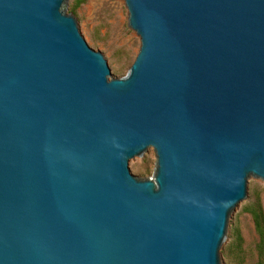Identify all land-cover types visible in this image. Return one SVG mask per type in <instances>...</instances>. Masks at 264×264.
<instances>
[{"label":"water","instance_id":"95a60500","mask_svg":"<svg viewBox=\"0 0 264 264\" xmlns=\"http://www.w3.org/2000/svg\"><path fill=\"white\" fill-rule=\"evenodd\" d=\"M64 1L0 0V264H220L264 181V0H124L111 78Z\"/></svg>","mask_w":264,"mask_h":264},{"label":"rangeland","instance_id":"374dc122","mask_svg":"<svg viewBox=\"0 0 264 264\" xmlns=\"http://www.w3.org/2000/svg\"><path fill=\"white\" fill-rule=\"evenodd\" d=\"M65 0L63 9L71 13L81 35L107 61L111 77L124 76L140 46L139 36L128 25V10L124 0ZM156 166L155 153L147 163H135L138 178L152 177ZM259 202L264 213V181L249 176L246 197L230 212L225 239L219 249L220 264H258L259 236L247 208Z\"/></svg>","mask_w":264,"mask_h":264},{"label":"trees","instance_id":"16d2710c","mask_svg":"<svg viewBox=\"0 0 264 264\" xmlns=\"http://www.w3.org/2000/svg\"><path fill=\"white\" fill-rule=\"evenodd\" d=\"M85 0H77L73 5L78 6ZM248 212L251 214L256 232L259 236L257 249L259 253L258 264H264V213L259 202L254 203L251 207L247 208Z\"/></svg>","mask_w":264,"mask_h":264}]
</instances>
